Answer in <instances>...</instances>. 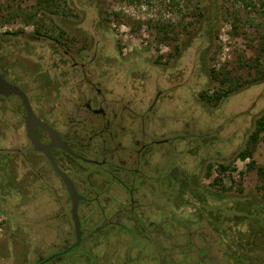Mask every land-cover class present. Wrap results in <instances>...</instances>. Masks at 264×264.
I'll list each match as a JSON object with an SVG mask.
<instances>
[{"label": "rangeland", "instance_id": "374dc122", "mask_svg": "<svg viewBox=\"0 0 264 264\" xmlns=\"http://www.w3.org/2000/svg\"><path fill=\"white\" fill-rule=\"evenodd\" d=\"M52 2L55 10L38 0H0L1 69L28 78L32 85L39 82L33 79L37 74L43 79L42 87L60 91L65 79L61 76L75 73L69 66L70 58H94L100 68H105L107 59L112 62L119 57L131 60L130 68L134 69L131 73L146 76L148 91L154 88L148 76L156 74L165 79L160 85L169 89L162 100L161 112L167 113L163 123L175 124L178 120L181 122L178 134L188 135L177 147L183 151L180 155H190L184 158L189 162H181L178 167L179 174H186L183 178L186 181L196 177V182L200 180L199 185L207 189L202 194L193 192L189 182L179 187V218H192V230L198 229L197 234L205 237L213 234L209 255L204 257L206 264H264V202L254 203L250 214L246 213L248 205L242 204L250 199L264 201V175L260 176V167H264V132L255 144L248 142L255 130V120L264 111V56L261 66H250L256 62L259 49L252 34L255 25L249 26L244 20L255 15V8L261 3L258 0ZM255 23L264 30L261 16ZM156 25L173 32L164 37ZM57 46L65 47L69 54L65 57ZM154 58L163 69L150 70ZM143 61L148 65L137 71ZM116 68L122 73L120 66ZM261 75L262 79L256 80ZM25 88L32 94L33 87ZM216 90L224 96L209 102L208 97ZM35 99L44 100L41 96ZM4 102L0 105V145L15 140L27 143L23 109L15 104L14 96ZM40 116L51 119L48 114ZM172 117L174 121L170 123ZM248 148L252 154L241 159L238 153ZM6 155L0 150V264H35L38 255L59 251L64 243L61 231L70 229L69 225H58L61 221L56 217L59 210H64L59 183L57 191L52 190L36 174L39 170L48 177V166L41 164L32 172L29 160L11 158L13 153ZM221 163L229 168L222 186H214L211 182ZM14 169L23 181L22 187L16 178L12 182ZM203 216L209 221L200 224ZM124 238L116 241L110 238L111 241L97 245L86 243L85 249L102 257L99 264L101 261L198 264L199 250L204 246L203 240H196L193 253L187 255L181 248L173 251L172 246L157 251L150 241L125 246L121 242ZM98 262L84 253H70L53 264Z\"/></svg>", "mask_w": 264, "mask_h": 264}, {"label": "flooded vegetation", "instance_id": "af4514ba", "mask_svg": "<svg viewBox=\"0 0 264 264\" xmlns=\"http://www.w3.org/2000/svg\"><path fill=\"white\" fill-rule=\"evenodd\" d=\"M55 42L57 44L58 41ZM57 47L65 57L69 54L65 47ZM69 60V66L75 73L61 76L65 79L64 89L60 91L42 87L43 79L37 74L33 79L39 82L32 85L28 78L6 73L0 67V76L17 86L27 97L34 117L54 131L51 137L45 127L36 126L33 134L42 144L50 145L52 141L56 144L49 148V153L59 170L71 181L78 199L76 215L79 235L67 184L54 170L46 154L36 151L27 136V111L23 98L19 94H0V105L14 96L17 99L15 104L23 109V130L27 142L15 140L11 144L9 142V145L3 143L0 150L8 153L7 157L13 153L11 158L19 156L26 162L29 160L32 172L41 164L49 167L46 168L48 177L39 170L36 174L52 190L57 191L56 183H59L57 187L61 192V207L64 210H59L56 217L61 221L58 225L70 227L69 231H61L64 241L62 248L50 254L38 255L35 264L55 255L43 263L53 264L70 253H84L98 262L102 257L85 249L86 243L97 245L100 242L120 240L124 236L121 242L125 246H130L132 242L138 244L150 241L157 251L172 246L173 251L176 249L177 252L181 248L187 255L193 253L196 240H203L198 264H206L204 257L209 255L208 248L213 234L208 237L197 234L198 229L192 230V218H179L178 215V190L181 185L189 182L191 190L199 193H205L207 189L199 185L200 180L196 182V177L186 181L183 178L187 175L179 174L178 167L181 162H189L184 158L190 155H180L183 151H178L177 147L188 135L185 132L178 134V124L181 123L178 120L175 124L163 123L167 113L161 112L164 109L162 100L169 89L161 88L160 85L166 80H161L156 74L148 76L154 87L148 91L146 76L131 73L134 71L130 68L131 60L115 57L111 62L107 59L106 69L100 68L94 58L78 60L74 57ZM152 61L150 70L163 69L156 58ZM138 65L137 69L133 64L137 71L148 64L143 61ZM116 66L122 68V73L117 72ZM24 82L28 83L27 86ZM29 86L34 89L32 94L29 88H25ZM37 96L44 100L35 99ZM42 113L48 114L51 119L40 116ZM173 121L174 118H170L169 122ZM164 124L165 128H162ZM173 131L177 133H168ZM11 171L14 175L12 182L16 178L22 187L23 181L18 171ZM208 221L203 216L199 223ZM68 248L67 252L62 253Z\"/></svg>", "mask_w": 264, "mask_h": 264}, {"label": "trees", "instance_id": "16d2710c", "mask_svg": "<svg viewBox=\"0 0 264 264\" xmlns=\"http://www.w3.org/2000/svg\"><path fill=\"white\" fill-rule=\"evenodd\" d=\"M39 2H42V3H45L47 4L51 10H55L53 9L52 7L54 6V3L52 2V0H38ZM261 4H260V7L259 8H255V5H252L253 8H255V15H249L247 16L244 20L246 21V23L249 25V26H254L255 25V30L252 32L253 34V38H255L257 40V45H256V48L259 49V55L257 57L256 62L255 63H251V65L254 64L255 67L257 66H261L263 63V59L262 57L264 56V30L263 29H260L259 26L257 25L258 23H255V20L259 19V17L261 16V20L264 19V0H258ZM30 17V15H29ZM257 17V19H256ZM156 27L159 29L158 33L162 35L163 33V36L164 37H167L168 34L170 32H173L172 30L171 31H168V30H165L163 29L161 26H158L156 25ZM163 38V37H162ZM160 38L159 36V39H162ZM261 52V54H260ZM258 69V68H257ZM259 70V69H258ZM262 79V75L261 77L258 76V79L256 80H260ZM224 96V94L220 91V90H216L212 93V95H210L208 97V101H212L215 99V101H217V99H221L222 97ZM254 127H255V130L249 135V143L250 144H255L256 142H258V138H259V135L261 132H264V111L257 117V119L255 120L254 122ZM252 154V151L250 148L248 149H243L241 150L239 153H238V156L241 158V159H245L247 158L248 156H250ZM212 167V166H211ZM209 167V168H211ZM229 167L224 164V163H221L218 165V171L216 173V177L212 179V184L215 186V185H221L222 186V179L224 177V174H226V170L228 169ZM210 175V173H209ZM264 175V167H260V176H263ZM212 193V192H211ZM212 194H215L216 197H222V195H218L216 193H212ZM254 201H251V199L249 201H246L245 203H242L243 205H248L247 206V212L248 214L249 213V210H251L253 207H254V203L255 204H262L264 201H260V200H257V199H253ZM256 210V208H254V211Z\"/></svg>", "mask_w": 264, "mask_h": 264}, {"label": "water", "instance_id": "95a60500", "mask_svg": "<svg viewBox=\"0 0 264 264\" xmlns=\"http://www.w3.org/2000/svg\"><path fill=\"white\" fill-rule=\"evenodd\" d=\"M0 94H2V95L19 94L23 98L24 104L26 106V111H27V114L25 117L27 136L31 139L32 144L34 146V149L36 151H41L44 154H46V156L49 159L54 170L62 176L65 183L67 184L68 191H69V194H70V197L72 200V215H73V218L75 221V227H76L77 235H79V231H78L79 223L77 221V215H76V207H77V202H78L76 192L74 190V187H73L71 181L59 170V168L57 167V165L54 161V158L49 153V148L51 146H56V144L53 141L50 145L42 144L40 141H38V139L33 134V129L36 126L45 127L49 131V133L51 134V137H52V131L53 130H51L45 123L40 122L38 119H36L34 117L32 111L30 109L28 99L24 95V93L17 86L8 83L1 76H0ZM69 249L70 248L66 249L62 253L67 252ZM53 256H55V255H51V256L45 258L44 260H42L41 262H39L37 264H43V263L47 262L48 260H50Z\"/></svg>", "mask_w": 264, "mask_h": 264}]
</instances>
